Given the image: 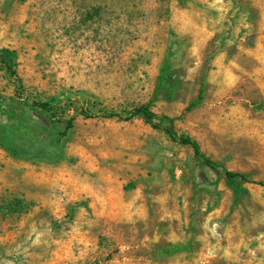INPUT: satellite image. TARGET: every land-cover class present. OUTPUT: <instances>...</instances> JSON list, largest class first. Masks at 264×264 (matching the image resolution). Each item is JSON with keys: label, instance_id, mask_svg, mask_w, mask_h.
Returning a JSON list of instances; mask_svg holds the SVG:
<instances>
[{"label": "rangeland", "instance_id": "374dc122", "mask_svg": "<svg viewBox=\"0 0 264 264\" xmlns=\"http://www.w3.org/2000/svg\"><path fill=\"white\" fill-rule=\"evenodd\" d=\"M0 48V264H264V0H0Z\"/></svg>", "mask_w": 264, "mask_h": 264}, {"label": "trees", "instance_id": "16d2710c", "mask_svg": "<svg viewBox=\"0 0 264 264\" xmlns=\"http://www.w3.org/2000/svg\"><path fill=\"white\" fill-rule=\"evenodd\" d=\"M0 63L3 64L8 69L10 75H12V77H14L17 80L19 87H21L22 86L21 80H20V78L17 74L16 68H15L16 60H15L14 52L12 50H10L9 48H0ZM164 78H165V75L161 74L160 80L163 81ZM40 105L46 106L47 103L41 102ZM135 111H136V113L142 114L145 118H147L150 121H153L156 118V114L147 107L140 106V107H137L135 109ZM168 120H171V119L168 118ZM166 131L172 139L178 140L182 144L190 145L198 157L202 158L204 161H206L212 165H216V162L213 159L207 157L201 151L198 143L191 136H189L188 134H185V133L177 136L175 134V132L171 129V127H167ZM62 134H64V132H62ZM225 174L227 177H229L231 179L239 178L240 180H243V181H251L248 178V176L241 171L226 170ZM256 183L260 184L264 188V181L259 180V181H256Z\"/></svg>", "mask_w": 264, "mask_h": 264}]
</instances>
